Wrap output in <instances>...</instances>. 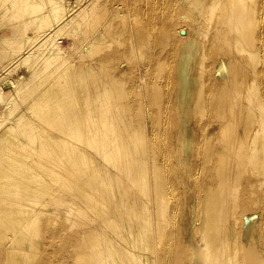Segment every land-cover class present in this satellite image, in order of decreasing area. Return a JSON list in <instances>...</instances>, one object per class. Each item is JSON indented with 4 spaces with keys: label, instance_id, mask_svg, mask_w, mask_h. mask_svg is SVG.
<instances>
[{
    "label": "bare ground",
    "instance_id": "6f19581e",
    "mask_svg": "<svg viewBox=\"0 0 264 264\" xmlns=\"http://www.w3.org/2000/svg\"><path fill=\"white\" fill-rule=\"evenodd\" d=\"M0 264H264V0H0Z\"/></svg>",
    "mask_w": 264,
    "mask_h": 264
},
{
    "label": "rangeland",
    "instance_id": "374dc122",
    "mask_svg": "<svg viewBox=\"0 0 264 264\" xmlns=\"http://www.w3.org/2000/svg\"><path fill=\"white\" fill-rule=\"evenodd\" d=\"M182 36L185 37L186 36V32H183ZM19 72H22V69H20Z\"/></svg>",
    "mask_w": 264,
    "mask_h": 264
}]
</instances>
